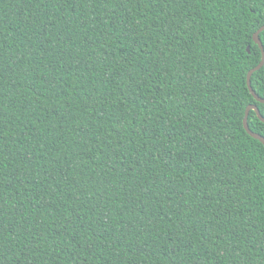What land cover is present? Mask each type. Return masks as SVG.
Here are the masks:
<instances>
[{"label":"trees","instance_id":"obj_1","mask_svg":"<svg viewBox=\"0 0 264 264\" xmlns=\"http://www.w3.org/2000/svg\"><path fill=\"white\" fill-rule=\"evenodd\" d=\"M263 26L264 0H0V264H264Z\"/></svg>","mask_w":264,"mask_h":264},{"label":"water","instance_id":"obj_2","mask_svg":"<svg viewBox=\"0 0 264 264\" xmlns=\"http://www.w3.org/2000/svg\"><path fill=\"white\" fill-rule=\"evenodd\" d=\"M264 31V26L261 27L260 29H258L254 34H253V37H252V40L254 42L255 45L258 46V48L260 49V52H261V61L260 63L253 69H251L248 74H247V79H246V83H247V88L249 90V92L251 93V95L253 96V98L255 99V101L257 103H261V104H264V99H261L259 98L255 92L253 91L252 87H251V76L253 75L254 72L260 70L263 66H264V48H263V45L260 41V38H259V34ZM257 37L259 38V41L257 40ZM247 52H249V47L246 49ZM253 111L257 118L259 119L260 122H262L264 124V118L261 116L258 108L256 105H249L246 110H245V114H244V118H243V128L244 130L247 132V134L252 137L253 139L259 141L260 143L263 144L264 146V138L261 137L260 135L256 134V133H253L251 132V130L249 129V126H248V116H249V113Z\"/></svg>","mask_w":264,"mask_h":264},{"label":"snow or ice","instance_id":"obj_3","mask_svg":"<svg viewBox=\"0 0 264 264\" xmlns=\"http://www.w3.org/2000/svg\"><path fill=\"white\" fill-rule=\"evenodd\" d=\"M257 40L259 41V38L257 37Z\"/></svg>","mask_w":264,"mask_h":264}]
</instances>
